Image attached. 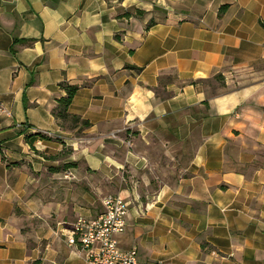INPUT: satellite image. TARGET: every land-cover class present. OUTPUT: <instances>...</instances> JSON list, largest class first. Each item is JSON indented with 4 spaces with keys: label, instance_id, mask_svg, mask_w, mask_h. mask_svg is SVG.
<instances>
[{
    "label": "crops",
    "instance_id": "1",
    "mask_svg": "<svg viewBox=\"0 0 264 264\" xmlns=\"http://www.w3.org/2000/svg\"><path fill=\"white\" fill-rule=\"evenodd\" d=\"M262 22L264 0H0V264H86L68 238L108 194L149 264H264ZM62 82L88 127L54 115Z\"/></svg>",
    "mask_w": 264,
    "mask_h": 264
},
{
    "label": "built area",
    "instance_id": "2",
    "mask_svg": "<svg viewBox=\"0 0 264 264\" xmlns=\"http://www.w3.org/2000/svg\"><path fill=\"white\" fill-rule=\"evenodd\" d=\"M0 113L11 114L1 100ZM102 206V211L95 217H79L68 238L71 244L78 242L85 249L86 264H149L139 258L136 249L119 247L116 235L125 231L129 211L125 197L108 194L103 197Z\"/></svg>",
    "mask_w": 264,
    "mask_h": 264
},
{
    "label": "trees",
    "instance_id": "3",
    "mask_svg": "<svg viewBox=\"0 0 264 264\" xmlns=\"http://www.w3.org/2000/svg\"><path fill=\"white\" fill-rule=\"evenodd\" d=\"M225 9H226V6H222L220 11L223 12ZM262 24L264 26V22H262ZM60 86L61 88H63V90H65L66 95L57 99V106L53 109L54 115L57 118H61V119L71 118L72 120L76 122L80 121L82 123V126L88 127L89 121L81 120L79 117H77L76 115H72L69 112V106L79 87L77 85L69 84L67 82H62ZM38 139L51 140L52 138L51 136L43 134L41 132L34 133L32 135L27 136V140L29 143H31L32 146L35 143V141Z\"/></svg>",
    "mask_w": 264,
    "mask_h": 264
},
{
    "label": "rangeland",
    "instance_id": "4",
    "mask_svg": "<svg viewBox=\"0 0 264 264\" xmlns=\"http://www.w3.org/2000/svg\"><path fill=\"white\" fill-rule=\"evenodd\" d=\"M51 140H54L58 143H60V140L57 138H52ZM73 149L70 146H66L65 144L62 145L61 150L57 152V154L51 155L50 159L51 161H56V163H59L58 166L59 168L63 167V170H65V175L66 177H73V166H74V161L66 162L63 164V160H68L70 159V156H72ZM57 165V164H55ZM55 166V167H58Z\"/></svg>",
    "mask_w": 264,
    "mask_h": 264
}]
</instances>
